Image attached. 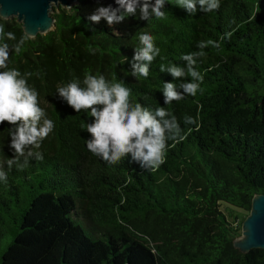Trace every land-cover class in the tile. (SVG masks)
Masks as SVG:
<instances>
[{
  "label": "trees",
  "instance_id": "1",
  "mask_svg": "<svg viewBox=\"0 0 264 264\" xmlns=\"http://www.w3.org/2000/svg\"><path fill=\"white\" fill-rule=\"evenodd\" d=\"M109 4L116 6L76 0L69 11L54 10L55 28L11 55L10 67L33 73L28 82L56 127L39 149L43 161L23 170L5 165L0 264H264V249L242 253L233 245L252 197L264 194V0H220L218 10L195 15L168 0L164 20H140L138 12L112 26L87 19ZM21 27L5 23L17 39ZM145 31L161 53L149 77L136 79L128 61ZM209 40L219 47L205 48L197 62L201 91L164 104L160 90L172 77L160 64L183 66L181 56ZM86 72L122 80L133 102L176 116L186 139L168 141L158 170L130 157L109 164L87 149L89 114L55 95L58 84ZM185 115L197 118L198 130L184 124ZM8 128L0 125V161L11 157ZM223 203L241 209L239 224L227 220Z\"/></svg>",
  "mask_w": 264,
  "mask_h": 264
},
{
  "label": "clouds",
  "instance_id": "2",
  "mask_svg": "<svg viewBox=\"0 0 264 264\" xmlns=\"http://www.w3.org/2000/svg\"><path fill=\"white\" fill-rule=\"evenodd\" d=\"M166 3L168 0H115V7L111 4L98 6L87 19L94 24L103 20L112 26L123 23L127 17L137 16L138 12L140 20L147 21L153 16L164 20L166 14L162 9ZM174 6L195 15L218 10L220 0H175ZM0 20L4 21L0 22V125H9L6 146L11 152L10 158L0 161V182L7 183L5 165L9 170L13 167L23 170L31 160L43 161L44 155L39 149L56 125L41 107L38 91L28 82L33 73H21L16 67L9 66L12 53L20 54L26 42L35 38V33L26 31L17 39L15 33L5 31L7 15L0 14ZM138 41L131 61L125 57L122 63H130L132 77L148 78L150 65L160 56L161 49L149 32H141ZM210 45L219 47L216 41H199L197 51L181 56L183 66L172 62L160 64L159 71L172 77V81L163 82L160 90L164 104L183 100L186 96L195 97L201 91L204 76L196 65L205 56L204 49ZM55 95L74 112L89 114L91 119L83 126L88 133L86 147L109 164L130 157V162L155 171L166 161L168 141L186 139L187 134H182L183 129L175 115L164 107L152 110L133 102L132 91L122 80H109L102 74L86 72L82 80L58 84ZM183 121L199 129L197 118L185 115ZM2 148L0 145V151Z\"/></svg>",
  "mask_w": 264,
  "mask_h": 264
},
{
  "label": "water",
  "instance_id": "3",
  "mask_svg": "<svg viewBox=\"0 0 264 264\" xmlns=\"http://www.w3.org/2000/svg\"><path fill=\"white\" fill-rule=\"evenodd\" d=\"M76 0H0V14L15 19L23 33L46 34L55 28L52 12L55 8H71ZM233 245L242 253L255 248L264 249V194L251 199V209L241 223V236L233 239Z\"/></svg>",
  "mask_w": 264,
  "mask_h": 264
},
{
  "label": "rangeland",
  "instance_id": "4",
  "mask_svg": "<svg viewBox=\"0 0 264 264\" xmlns=\"http://www.w3.org/2000/svg\"><path fill=\"white\" fill-rule=\"evenodd\" d=\"M60 9H65V10H68V11L70 10V8L63 7V6L58 8V9L55 8L54 10L56 12H59ZM52 14H54V12H52ZM220 209L226 215L227 220L230 221L231 223H233V225L234 224H239L241 222L243 214L241 213V209L240 208H236V206H230L228 204L223 203L221 205ZM9 231H7L8 234H9ZM240 236H241V234H240ZM235 239H237V238H235Z\"/></svg>",
  "mask_w": 264,
  "mask_h": 264
}]
</instances>
